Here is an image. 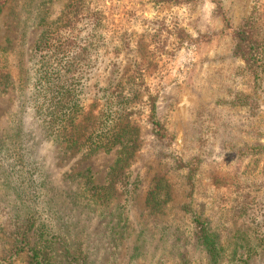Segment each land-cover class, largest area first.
<instances>
[{"label":"rangeland","instance_id":"obj_1","mask_svg":"<svg viewBox=\"0 0 264 264\" xmlns=\"http://www.w3.org/2000/svg\"><path fill=\"white\" fill-rule=\"evenodd\" d=\"M71 1L8 0L0 48L15 75ZM184 1L89 0L103 13L105 64L157 97L171 137H157L143 102L120 145L87 155L56 141L14 78L0 86V264L23 239L55 264H206L196 209L249 247L231 262L264 264V154L243 150L264 145V91L218 5L234 28L256 15L264 39V0ZM248 194L256 205L241 214Z\"/></svg>","mask_w":264,"mask_h":264},{"label":"trees","instance_id":"obj_2","mask_svg":"<svg viewBox=\"0 0 264 264\" xmlns=\"http://www.w3.org/2000/svg\"><path fill=\"white\" fill-rule=\"evenodd\" d=\"M7 3L8 0H0V15ZM218 5L232 29L235 55L244 62L243 71L253 79L255 93L264 91V39L258 35L256 15L243 19L234 28L221 3ZM103 27L102 11L93 8L89 0H72L55 26L44 28L31 56L21 62L16 75L7 65V50L0 48V86L14 78L19 99H27L56 141L87 155L120 145L127 133L136 128L134 117L143 109V102L148 106L149 122L157 137H171L158 117L157 97L147 93L143 82L126 80L128 72L105 64L107 40ZM145 94L148 99L144 101ZM243 150L244 154H264V145H245ZM195 170L190 172V179ZM250 198L248 194L243 199L239 213L256 205V197ZM192 212L196 224L194 239L206 264H232L228 258L230 250L234 256L244 258L240 250L249 247L228 240L223 228L214 225L206 211ZM24 254L27 264H55L44 245L31 246L26 239L15 245L7 264Z\"/></svg>","mask_w":264,"mask_h":264}]
</instances>
